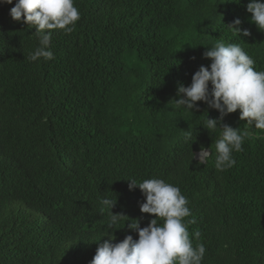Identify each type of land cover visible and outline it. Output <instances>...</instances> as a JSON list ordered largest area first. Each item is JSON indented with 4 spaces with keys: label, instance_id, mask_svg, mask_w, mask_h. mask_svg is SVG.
<instances>
[{
    "label": "trees",
    "instance_id": "1",
    "mask_svg": "<svg viewBox=\"0 0 264 264\" xmlns=\"http://www.w3.org/2000/svg\"><path fill=\"white\" fill-rule=\"evenodd\" d=\"M15 3H0V264H90L110 237L138 239L128 223L143 228L154 216L129 180L153 178L189 199L202 264H264V131L248 128L236 164L218 171L220 130L201 123L219 111L174 107L216 43L240 44L264 70L250 0H75V30L54 31L55 58L35 62V27L11 18ZM237 18L240 36L228 27ZM239 114L222 124L245 129ZM201 147L212 148L205 164L192 159ZM102 198L117 200L124 227L109 229Z\"/></svg>",
    "mask_w": 264,
    "mask_h": 264
},
{
    "label": "clouds",
    "instance_id": "2",
    "mask_svg": "<svg viewBox=\"0 0 264 264\" xmlns=\"http://www.w3.org/2000/svg\"><path fill=\"white\" fill-rule=\"evenodd\" d=\"M12 2L0 0V3ZM247 12L251 13V21L257 28L264 31V0H250ZM10 16L14 21H20L23 16L29 27H35L38 46L27 57L35 62L40 58H55L51 50L53 32L62 30L64 34L72 33L81 13L75 6V0H16ZM240 24L237 18L228 27L240 36L241 29L237 27ZM242 35L247 37L251 33L244 29ZM204 55L212 61L210 68L201 66L192 76L189 86H179L180 98L175 100L174 107L198 111L196 102L203 101L209 108L219 111V119L207 115L201 124L210 133L220 130L215 140V168L224 171L236 164L233 152L242 151L244 141L251 138L252 134L247 129L254 127L264 131V70L257 71L255 60L237 43L225 44L221 41ZM237 109L239 119L246 121L245 129L222 124L223 118ZM185 140H191V144L194 142L191 133L186 134ZM211 155L212 148L201 147L200 152L192 153V159L195 158L198 164H205ZM129 181V190L138 186L146 198L140 205V211L152 214L154 218L143 228L139 220H131L127 226L138 233V239L127 235L121 242L113 243L115 237H110L99 244L90 264H202L206 247L203 242L194 245L190 239L188 225L195 223V219L185 222V218L192 215V210L181 189L157 178ZM100 203V212L108 213L109 229L121 222L124 227L129 221L127 215L112 212L116 199L102 198ZM194 235L199 240L200 233L195 232Z\"/></svg>",
    "mask_w": 264,
    "mask_h": 264
}]
</instances>
